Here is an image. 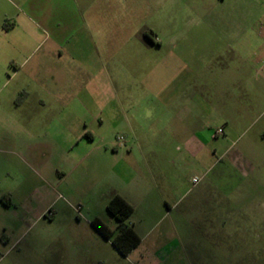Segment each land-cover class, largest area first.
I'll return each mask as SVG.
<instances>
[{
  "label": "rangeland",
  "instance_id": "1",
  "mask_svg": "<svg viewBox=\"0 0 264 264\" xmlns=\"http://www.w3.org/2000/svg\"><path fill=\"white\" fill-rule=\"evenodd\" d=\"M25 1L20 6L19 41L7 48L8 58L17 57L3 66L0 56V118L11 114L7 101L12 98L16 104L27 100L30 105L41 97L96 102L88 107L86 122L79 124L74 118L25 122L30 133L22 131L10 144L21 146L26 158L34 156L37 164L29 178L48 192L47 204L38 200L39 211L48 205V216L22 240L25 248L31 244L24 260L143 264L139 257L143 248L123 257L91 226L99 218L117 232L118 221L106 208L118 192L146 193L154 199L167 196L172 204L179 200L168 215L148 219L138 212L127 219L125 223L131 227L135 223L141 235L149 233L144 245L155 237L181 242L182 236L192 240L186 252L190 264H264V101L256 104L252 119L242 123L237 137L213 138L221 123L200 112L193 124L206 127L204 148L185 133L192 123L164 105L175 97H207L208 90L199 83L177 90L176 78L180 73L190 75L196 65L193 52L201 48L192 37L207 34L199 23L207 18L208 0H31L29 5ZM33 22L37 27L30 26ZM30 27L33 36L26 35ZM72 53L100 61L103 71L96 90H86L89 80L83 78ZM234 60L218 59L209 66L216 83L221 77L217 69ZM17 66L19 73L14 75ZM199 75L204 79L210 71ZM47 81L49 88H41ZM237 94L228 89L221 97L232 101ZM240 97L248 103L247 97ZM30 105L23 107L24 114L37 109ZM2 124L0 146L11 128ZM78 124L91 130L95 141L75 137ZM179 131L182 135L175 136ZM228 149L232 151L225 153ZM35 173L42 179L37 180ZM175 259L162 264H186Z\"/></svg>",
  "mask_w": 264,
  "mask_h": 264
},
{
  "label": "crops",
  "instance_id": "2",
  "mask_svg": "<svg viewBox=\"0 0 264 264\" xmlns=\"http://www.w3.org/2000/svg\"><path fill=\"white\" fill-rule=\"evenodd\" d=\"M23 2L24 0H0V56H3V66L8 62L13 63L17 57L13 54L8 58L7 48L10 44L19 41L21 35L19 34L21 32L20 6ZM29 3L31 0L25 1V4L29 5ZM207 6V18L199 23V26L206 28L207 34L192 37V41L197 42L201 48L199 51L193 52L196 56V65L190 70V75L183 77V74L180 73L176 78L177 90H183L188 88V85L192 87L199 83L208 90L207 97L202 100L175 97L164 101V105L173 107L174 113L182 121L192 123L186 126L188 132L185 133L196 138L201 144L200 148H204L206 145L202 140L206 133V127L203 125L199 128L193 124V122L197 124L200 112H205L206 119L221 123L218 129H223V137H237L242 123L252 119L256 104L264 101V0H208ZM6 21L9 22L7 28L4 27ZM31 24L35 25L34 22L30 23V26ZM31 28L33 27L29 28L30 32L26 35L33 36ZM68 54L71 55V51H68ZM228 57L236 60L217 69L221 77L219 76V81L216 83L215 71L209 66L212 67L218 59ZM251 57H255V62L250 61ZM72 58L83 78L89 80L86 90H96L103 71L100 61L97 62L96 57L87 59L85 55H75L74 53H72ZM19 70L20 66H17L14 75H18ZM209 71V77L202 79L199 75ZM41 88L48 89V81ZM228 89L239 93L232 101L221 97L223 92L225 93ZM216 91L218 94H215ZM240 94L248 98V103L239 101ZM216 95H219V98H216ZM7 102L11 105V114L0 118V123L6 122L11 125V130L4 133L7 137L1 141L5 144L0 146V264H29L27 259L24 260L23 254L25 250H29L31 244L25 248L22 245V240L25 235L28 236L29 233H32L35 224L40 219H45L48 216L46 213L48 205L44 206L41 211L38 209V200L42 199L46 203L48 192L40 190L37 184L33 185L29 178L28 172H33L32 165L37 164L34 156L29 155L28 159L23 156L21 146L20 148L12 147L10 144L20 134L30 133V127L26 126L29 127L27 129L23 125L25 122L34 120L46 122L56 119L68 121L71 118H74L75 122L79 124L83 121L86 122L88 107L95 105L96 101L76 97L57 99L41 97L36 105H30L27 100L16 104L13 98ZM26 105L36 106L37 109H29L28 113L24 114L23 107ZM79 124L75 126L78 129L75 130L76 135L74 136L89 142L95 141V134L85 125L81 127ZM2 128L3 124L0 126V130ZM52 129L48 126V133H52ZM74 133H68V137ZM179 135H182L180 131L175 133V136ZM220 136L212 135L215 139ZM230 151L229 149L225 150V153H230ZM237 153L239 154V151ZM34 175L37 180L42 179L38 174ZM173 184L176 185V181ZM114 195H120L134 208L132 215L139 212L142 217L148 219L172 213L179 201L174 200L175 202L172 204V200L170 201L167 196L154 199L146 193L126 195L114 192L111 198ZM132 226L141 238V243L127 257H131L140 248H143L142 253L139 254L143 264H162L169 260L173 261L176 252H179L176 257L178 260L175 259L176 262L191 263L186 254L188 245L192 244L191 238L189 241L188 239L184 240L181 236L180 242L175 237L165 241L155 237L149 241V244L144 245L149 233L141 235L136 224L133 223ZM247 229L249 228H239L244 231Z\"/></svg>",
  "mask_w": 264,
  "mask_h": 264
},
{
  "label": "trees",
  "instance_id": "3",
  "mask_svg": "<svg viewBox=\"0 0 264 264\" xmlns=\"http://www.w3.org/2000/svg\"><path fill=\"white\" fill-rule=\"evenodd\" d=\"M107 212L118 221L117 232L112 231L102 220L95 218L91 226L123 257H127L141 243V238L133 227L125 222L133 214L134 208L120 195H114L106 208Z\"/></svg>",
  "mask_w": 264,
  "mask_h": 264
},
{
  "label": "built area",
  "instance_id": "4",
  "mask_svg": "<svg viewBox=\"0 0 264 264\" xmlns=\"http://www.w3.org/2000/svg\"><path fill=\"white\" fill-rule=\"evenodd\" d=\"M222 134H223V129H222V128L217 129L216 132H215V136H217V135H222ZM119 140H120V141H123V137H120ZM198 181H199L198 179H194V180H193V182H194L195 184H197Z\"/></svg>",
  "mask_w": 264,
  "mask_h": 264
}]
</instances>
